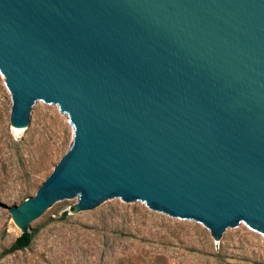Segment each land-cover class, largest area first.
I'll use <instances>...</instances> for the list:
<instances>
[{
  "label": "water",
  "instance_id": "water-1",
  "mask_svg": "<svg viewBox=\"0 0 264 264\" xmlns=\"http://www.w3.org/2000/svg\"><path fill=\"white\" fill-rule=\"evenodd\" d=\"M10 124L39 106L70 150L7 209L28 231L58 204L114 203L264 235V0H0Z\"/></svg>",
  "mask_w": 264,
  "mask_h": 264
},
{
  "label": "rangeland",
  "instance_id": "rangeland-1",
  "mask_svg": "<svg viewBox=\"0 0 264 264\" xmlns=\"http://www.w3.org/2000/svg\"><path fill=\"white\" fill-rule=\"evenodd\" d=\"M11 108L0 74V202L8 206L33 196L73 141L59 109L39 105L32 127L17 132ZM78 200L55 205L28 228L29 244L10 252L22 230L0 207V264H264V235L249 226L219 242L204 226L156 216L146 204L116 201L90 215Z\"/></svg>",
  "mask_w": 264,
  "mask_h": 264
},
{
  "label": "trees",
  "instance_id": "trees-1",
  "mask_svg": "<svg viewBox=\"0 0 264 264\" xmlns=\"http://www.w3.org/2000/svg\"><path fill=\"white\" fill-rule=\"evenodd\" d=\"M31 237H32V235L30 232L22 231V233L18 237H16L13 244L11 245V247L6 252H10L13 250H17V249H21L23 247H26L29 244Z\"/></svg>",
  "mask_w": 264,
  "mask_h": 264
},
{
  "label": "bare ground",
  "instance_id": "bare-ground-1",
  "mask_svg": "<svg viewBox=\"0 0 264 264\" xmlns=\"http://www.w3.org/2000/svg\"><path fill=\"white\" fill-rule=\"evenodd\" d=\"M15 129V128H14ZM16 130V129H15ZM17 131V130H16ZM18 132V131H17Z\"/></svg>",
  "mask_w": 264,
  "mask_h": 264
}]
</instances>
